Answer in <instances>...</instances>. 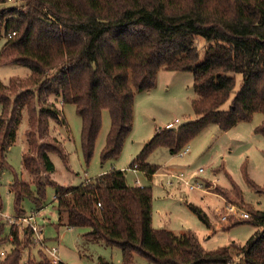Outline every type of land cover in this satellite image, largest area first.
<instances>
[{
    "label": "trees",
    "instance_id": "1",
    "mask_svg": "<svg viewBox=\"0 0 264 264\" xmlns=\"http://www.w3.org/2000/svg\"><path fill=\"white\" fill-rule=\"evenodd\" d=\"M23 1L26 10L17 11L13 5L2 21L6 40L0 48V63L24 64L32 70L26 79H0V169L9 166L6 151L17 138L24 110L30 122L23 159L35 178L31 182L16 175L11 184L17 215L33 213L23 206L27 197H33L40 210L44 188L53 184L62 224L86 228L88 238L120 246L125 264L136 254L157 264H232L235 253L230 247L205 250L192 233L153 227L152 187L130 185L127 169L106 171L77 186L41 182L40 174L55 170L51 152L65 155L62 142L48 136L50 117L61 116L58 103L76 104L87 161L103 110L108 109L111 128L103 158L116 157L134 125L136 92L153 88L161 68L194 73L197 118L177 130L160 128L147 142L131 167L139 163L149 178L159 166L146 158L157 146L177 153L211 124L227 131L250 121L256 112L264 114V0ZM4 2L8 0H0ZM236 73L243 75L242 86L224 110ZM54 84L57 88L51 90ZM255 130L264 134V120ZM33 184L42 196L33 195ZM193 209L209 220L202 208ZM246 218L258 229L245 245L235 247L236 254L245 264H264V210ZM5 227L0 225V243ZM10 231L18 244L0 264H18L23 248L33 243L29 236L22 243L19 233ZM41 254L42 260L30 264H66Z\"/></svg>",
    "mask_w": 264,
    "mask_h": 264
},
{
    "label": "rangeland",
    "instance_id": "2",
    "mask_svg": "<svg viewBox=\"0 0 264 264\" xmlns=\"http://www.w3.org/2000/svg\"><path fill=\"white\" fill-rule=\"evenodd\" d=\"M13 5L17 11L26 10L23 0H8L0 4V16L5 12L4 20L0 18V48L6 40L2 21L9 18ZM200 41L203 43L204 39L201 38ZM54 72L51 75H54ZM31 73V68L24 64L0 63V79L4 83H9L12 78L26 79ZM194 82L192 71L161 68L153 88L136 92L134 125L125 138L122 152L116 157L106 159L103 158V149L111 128L109 110H103L102 125L94 151L87 161L82 147V116L78 113L75 103H58L61 116L50 117L48 136L56 137L62 142L65 155L51 152L55 170L53 173L43 171L40 179L45 183L54 180L60 184L77 186L106 171L127 169V181L130 185H140L136 181L139 178L142 186L152 187L153 227L166 228L176 234L192 233L205 250L230 247L235 253L232 264H245L244 258L236 254L235 247L245 245L256 233L258 226L251 218L244 217L243 213L264 210V134L255 130L264 120L262 112L254 113L250 121L240 122L230 131L221 130L217 124L207 126L185 144L190 146V150L184 156L172 153L167 146H157L146 158L148 163L159 166L157 174L152 178L141 169L134 170L131 167L160 127L177 130L184 123L197 118L193 105L197 97ZM242 82L243 75L236 73L235 88L222 109H229ZM56 88L55 84L51 86V90ZM50 96L55 100L54 94ZM2 110L0 102V114ZM29 127V116L24 110L17 128V138L6 151L9 166L0 169V225H6L2 239L4 241L0 243V248L5 249L6 255L1 260L17 247L15 235L10 231L12 228L19 233L22 243L27 236L33 241L23 248L18 264L42 260L41 252L50 260L56 258L33 240L31 228L25 222L12 223L4 220L5 216L17 215L14 193L11 191V184L16 175L20 180L31 182L35 178L26 170L23 159L24 152L29 149ZM199 167L204 168L202 177L211 185L207 192L190 189L178 178H171L173 183H169L170 177L162 174L163 171L190 173ZM249 178L256 185H253ZM32 190L34 196L40 195L36 184L32 185ZM55 196V186L46 184L42 196L44 203L40 214L36 215V220L43 225L47 247L56 249L57 257L67 264H125L120 246L88 238L85 235L86 228L62 224ZM232 204L235 206L233 211L229 207ZM194 205L205 211L209 217L208 221L199 216L193 209ZM23 206L27 213L38 211L33 197L25 198ZM130 264L157 263L136 254Z\"/></svg>",
    "mask_w": 264,
    "mask_h": 264
},
{
    "label": "built area",
    "instance_id": "3",
    "mask_svg": "<svg viewBox=\"0 0 264 264\" xmlns=\"http://www.w3.org/2000/svg\"><path fill=\"white\" fill-rule=\"evenodd\" d=\"M190 150V146L186 145L183 149H180L177 154L184 156L185 154H187ZM134 170H138L140 169V164L139 163H135L133 166ZM202 172H204V168L203 167H199L198 169L188 173L185 171H182L180 173H175V172H162V174L169 176V183H173V181L171 180V178H178L181 180V182L187 186L190 189H199L202 191L207 192L208 188L211 187L210 184L207 183V181L205 180V178L202 177ZM88 181V180H87ZM137 183L141 184L140 179L138 178ZM98 205L100 206L101 203H98ZM231 211H233L235 209V206L232 204L229 206ZM1 209V208H0ZM1 210H0V214H1ZM250 215L249 212H244L243 216L244 217H248ZM6 218H4V220L6 221H10L12 223L15 222H25L33 231L34 233V239L35 242L41 244L43 247H45L51 254L55 255L56 258H54L55 262L60 261L59 257H57L56 255V249H49L45 243V236L43 234V225H40L38 223V221L36 220V213H31L28 215H16V216H5ZM4 255H6V251L4 248H0V260L1 258L4 257Z\"/></svg>",
    "mask_w": 264,
    "mask_h": 264
},
{
    "label": "crops",
    "instance_id": "4",
    "mask_svg": "<svg viewBox=\"0 0 264 264\" xmlns=\"http://www.w3.org/2000/svg\"><path fill=\"white\" fill-rule=\"evenodd\" d=\"M239 124H240V122H239L238 124H236L234 127H232L231 129H229V131L232 130V129H234V128H236ZM218 127H219V126H218ZM160 128H161V127H160ZM219 128H220V127H219ZM220 129H221V128H220ZM158 130H159V129H158ZM158 130H157V131H158ZM221 130H222V129H221ZM224 131H226V130H224ZM227 131H228V130H227ZM169 172H171V171H169ZM163 173H164V171H163ZM155 174H157V173H155ZM87 180H89V179H87ZM87 180H86V181H87ZM64 185H65V184H64ZM33 213H36V215H37V214H40V210H38V211H36V212H33ZM59 260H61V259L59 258ZM52 261H53L54 263H56V262L54 261V259H53ZM61 261H62V260H61ZM65 263H66V262H65ZM66 264H67V263H66Z\"/></svg>",
    "mask_w": 264,
    "mask_h": 264
}]
</instances>
